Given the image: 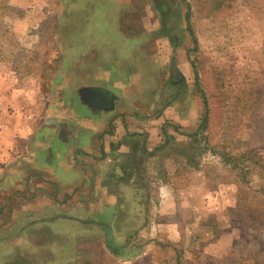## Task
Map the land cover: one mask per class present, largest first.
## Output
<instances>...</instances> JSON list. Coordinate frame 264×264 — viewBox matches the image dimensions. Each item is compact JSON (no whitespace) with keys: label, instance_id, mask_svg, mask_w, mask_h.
<instances>
[{"label":"rangeland","instance_id":"rangeland-1","mask_svg":"<svg viewBox=\"0 0 264 264\" xmlns=\"http://www.w3.org/2000/svg\"><path fill=\"white\" fill-rule=\"evenodd\" d=\"M18 114L0 264H264V0H0Z\"/></svg>","mask_w":264,"mask_h":264},{"label":"crops","instance_id":"crops-1","mask_svg":"<svg viewBox=\"0 0 264 264\" xmlns=\"http://www.w3.org/2000/svg\"><path fill=\"white\" fill-rule=\"evenodd\" d=\"M115 73L117 74V72ZM22 116H23L22 114H18L16 117H8V125L6 126V130L4 132V136L2 139V149L0 151V162L2 163L3 162L9 163V161L17 157L18 153H22L23 155L24 154L28 155L30 152V148H31L30 137L32 135L33 129L29 125L27 124L22 125V122H19V117L22 118ZM82 130L83 132H85V136L88 135L87 133H89V131H87L84 128ZM130 130H131L130 128H127V129L124 128L123 132L122 131H119V132L121 133L120 135L122 134L126 135L125 132H129ZM70 131L74 132L72 129L67 130V132H65L66 134L64 135L65 138L68 139V137L73 136V133L71 134ZM79 131L80 129L78 127L76 130V137L80 135ZM95 135L96 133H94V136ZM64 142L68 146L60 145V149L61 147H65L64 149L65 152L60 153L59 149L54 148V150H51L50 148H48L47 150L48 158L47 159L49 161L53 160V162H55L54 164H57L59 156L65 157L64 163L65 161L67 163L69 162L68 168L70 170H73V168H75L74 167L75 153L81 154L82 151L80 150L79 152H76L77 148L76 146L73 145L72 141H64ZM100 147L101 148L104 147V144H102ZM86 151L84 153H86ZM103 152L105 151L103 150L102 153Z\"/></svg>","mask_w":264,"mask_h":264}]
</instances>
